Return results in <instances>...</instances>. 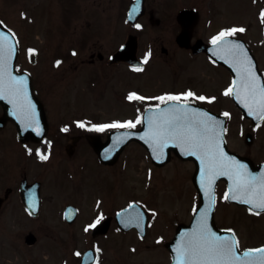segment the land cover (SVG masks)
Wrapping results in <instances>:
<instances>
[{
  "label": "flooded vegetation",
  "instance_id": "flooded-vegetation-1",
  "mask_svg": "<svg viewBox=\"0 0 264 264\" xmlns=\"http://www.w3.org/2000/svg\"><path fill=\"white\" fill-rule=\"evenodd\" d=\"M130 1L123 10V32L118 35L114 27L109 30L110 43L119 46L106 56L100 52L91 53L89 58L79 62L78 69L84 72L99 71V76L94 79L91 75L83 78L84 72L79 76V86L83 81L89 87L91 81L102 89L96 99L92 97L91 108L99 107L98 101L105 89L117 95L125 93L130 72L138 71L125 62H111L112 54L130 36L137 39V58L142 63L139 70L144 69L143 84L152 85L157 78L156 70L162 69L171 78L173 88H177L174 93L191 89L198 95L215 96L216 100L211 102L193 99V104L207 109L219 106L220 98L227 99L223 90L232 81L229 71L223 65L213 63L212 59L216 52L210 38L221 29L237 28L229 39L247 46L264 77V20L260 16L264 0H141L140 16L129 23ZM182 12L185 14L181 15ZM136 24L142 27L137 28ZM241 26L244 31H239ZM182 27H189L191 44L201 40L211 47L209 53H193L190 48L179 46L177 38ZM142 43L148 46L138 56ZM146 54L148 59L145 61ZM186 66L189 76L183 74ZM91 67L94 69H89ZM116 81L119 82L117 85ZM122 97L125 101L121 103L129 105L126 95ZM143 102V111L160 103L150 99ZM46 117L48 132L43 140H21L15 126L2 119L0 108V240L7 247L0 264H174L177 241L185 233L184 229L190 231L195 223L193 208L197 207L198 200L194 197V162L186 161L190 164L186 178L191 186L185 197L179 196L178 191L164 192L160 186H156L154 192L153 188L147 192H134L129 180H124L135 168V165L122 163L128 145L116 157L114 149L102 146L108 133L126 127L92 128L90 132H83V127L76 122L74 127H68L70 122H58L70 118H48V113ZM73 120L85 122L84 118ZM243 120L248 125L247 130L241 131L238 126V132L234 133L230 132L233 128L226 119L225 141L231 152L246 157L252 166H257L264 162V156H260L255 148V130L261 122ZM50 122L60 126L51 129ZM138 146L145 180L152 179L151 173L155 178L160 177L162 168L174 159L185 162L171 150V144L163 150V156L168 151L169 157L165 163L163 158H156L157 154L146 139ZM28 148L33 151L29 152ZM36 148L47 154L48 159H39ZM99 155L107 157L102 160ZM225 191V182L219 181L213 220L212 223L209 221L214 231L221 234L233 229L240 241V251L264 245V239L243 243V232L257 231L255 220L264 217V211L249 212L244 205L224 200ZM227 206H232L238 213L228 216ZM243 215L249 222L243 220ZM97 216H101L100 221L86 231L85 226L92 224ZM159 237L163 239L158 240ZM77 252L80 255H76Z\"/></svg>",
  "mask_w": 264,
  "mask_h": 264
},
{
  "label": "rangeland",
  "instance_id": "rangeland-1",
  "mask_svg": "<svg viewBox=\"0 0 264 264\" xmlns=\"http://www.w3.org/2000/svg\"><path fill=\"white\" fill-rule=\"evenodd\" d=\"M128 1L0 0V19L4 20L6 25L16 33L18 41L19 52L16 67L18 70H26L31 74L34 89L45 105L48 118H70L68 121H58L59 123L70 122L68 127H74L73 123L77 121L73 119L84 118L87 126L83 127L82 131L90 132L91 124L135 120V117L143 110L142 107H145L143 101L146 100H129L127 97L132 91L145 97H156L155 94L174 93L177 90L176 87L173 88V84L171 85V78L167 77L162 69L156 70L157 78L154 83L146 86L143 84L144 69H142L130 72L129 84L124 90L125 93L117 95L114 92L108 93L105 89L98 101L99 107H90L92 97L96 99L102 89L91 84V81L89 87L83 81L79 86V76L84 72L78 69L79 62L89 58L91 53L100 52L106 56L119 46L118 43H110L112 37L109 30L114 27L120 35L125 29L123 10ZM21 13L26 15H21ZM147 46V44H140L138 56ZM29 48H35L37 51L30 54ZM73 49H75V55H73ZM57 60L61 61L59 65L56 64ZM187 67L183 68V74L189 76L191 74L186 72ZM89 75L94 79L99 76V71H86L81 76L86 78ZM104 76L106 80L107 76L105 74ZM201 78L205 77L201 76ZM145 81L148 83V80ZM118 83L116 81L115 85ZM120 89L122 90L121 87ZM145 91L148 92L146 95H144ZM88 92H91V95ZM123 94L130 101L129 105L121 103L125 101ZM228 99L230 103L225 97L220 98V105L212 109L217 113L222 112L223 114L225 111L231 113L226 118L233 128L230 132H238V126L242 129L241 131L247 130L248 125L242 115L232 105L229 96ZM59 123L50 122L51 129H57L60 126ZM137 126L139 123L135 127ZM76 131L82 132L78 129ZM255 132L257 133L255 148L259 150L260 156H264V121ZM234 138L232 134L233 143ZM122 163L128 166L135 165V168L129 171V177L124 178V180H129V186L134 192H147L149 188H153L154 192L155 187L160 186L164 192L178 191L179 196L185 197L190 191V180L186 178L187 168L190 167L189 162H179L174 159L162 168L160 177L155 178V174L151 173L152 179L145 180L143 168H141L143 162L140 147L136 143H130L126 148ZM196 195L194 188V197ZM226 211L228 216L238 213L232 206H227ZM239 217L241 218L240 215ZM243 220L249 222L244 215ZM254 229L257 231L251 234L248 233L250 230L243 232V243H257L264 239V217L255 220ZM6 252L7 247L0 240V261Z\"/></svg>",
  "mask_w": 264,
  "mask_h": 264
},
{
  "label": "snow or ice",
  "instance_id": "snow-or-ice-1",
  "mask_svg": "<svg viewBox=\"0 0 264 264\" xmlns=\"http://www.w3.org/2000/svg\"><path fill=\"white\" fill-rule=\"evenodd\" d=\"M260 16L264 20V10H261ZM0 26L3 29L0 30V96L11 101L16 109L14 115L25 127L32 128L36 125V131L40 132L42 130L39 127L35 105L28 94L26 78L14 74L10 63L18 43L15 39L16 33L2 19ZM136 27L140 28L142 25L136 24ZM236 31V27L223 28L210 38L216 54L231 64L236 72V76L223 91L225 95L232 96L243 104L249 114L258 120H264V82L256 76L251 58L241 42L229 39ZM239 31H244V28L241 26ZM36 51L35 48L28 49L30 54ZM75 54L73 49V55ZM147 59L146 54L144 60ZM60 63V60L56 61L57 65ZM134 67L139 70L142 66ZM127 98L160 101L148 106L147 128L142 134L151 145L153 153L157 154V159L163 158V150L167 145L176 144L181 151H190L200 161L201 188L207 204L199 210L193 228L183 233L177 241L174 264H264V245L253 249L245 248L241 252L240 241L233 229L229 228L226 230L229 234L221 235L214 231L208 222L209 212L215 203L214 184L221 176H226L231 181L224 193V200H243L248 205H254L256 209L264 210V169L259 174L253 173L247 164L226 152L223 134L228 129L224 127V121L202 107H193V99L211 102L216 100V97L198 95L189 89L179 93L165 92L156 97H145L132 91ZM222 115L227 117L231 113L225 111ZM143 122L142 116L138 114L135 120H116L109 124H91L90 127L97 130L109 127L131 129L137 123ZM76 123L81 127L87 126L84 121ZM134 134L125 131L121 135ZM27 150L33 151L31 148ZM35 152L39 159H48V155L40 148H36ZM131 207L132 205H129V208ZM248 211L253 212L254 208L249 207ZM193 212H197L196 207L193 208ZM101 216H97L92 224L86 225L85 230L95 227ZM162 239L163 237L158 238ZM76 255L80 253L77 252Z\"/></svg>",
  "mask_w": 264,
  "mask_h": 264
},
{
  "label": "water",
  "instance_id": "water-1",
  "mask_svg": "<svg viewBox=\"0 0 264 264\" xmlns=\"http://www.w3.org/2000/svg\"><path fill=\"white\" fill-rule=\"evenodd\" d=\"M139 5H140V3H138L137 0H133L132 1L131 7L129 9V15H128L130 20L132 19L131 17H134V18L137 17V15H138L137 12L139 10L138 9ZM0 30H3L2 26H0ZM181 36H183V35H181ZM135 47H136V41L134 40L133 37L129 38V40L126 42L125 46L121 50H119L117 53H115L113 55V61L125 60V61H128L131 64H135L136 63L135 62V57H134ZM193 49H194L195 52H198L200 50H204L205 47L203 45H201V43H196L193 46ZM17 53H18V47H17V44H16L15 52L13 53V55L11 57V61H10L11 65H12V71L16 75L25 76L26 82H27L28 94L30 95V97L32 99V102L35 105V109H36V112H37V115H38V119H39V127H40V129L42 131L37 132L36 131V125H34L32 128L25 127L24 124H22V122L17 119V116L14 115V112L16 111V109H14V106L11 103V101L9 99L4 98L3 96H0V106L2 107V111H3L2 118L4 120H10V121H12L15 124V126L17 128V132H18L19 137L21 139L32 138L34 140H39L45 135V132H46V129H47L46 120H45V114H44V111H43L41 103L38 101L36 96L33 94L30 75L27 72H24V71L23 72L16 71L15 63H16ZM248 56L251 58V61H252L256 76L258 77V79L260 81L263 82L262 77L260 76V74H259V72L257 70L255 61L253 60L252 56L249 53H248ZM218 57L219 58H217L216 61H218V62L222 63L223 65H225L231 71L233 77L236 76V72L233 69V67L231 66V64L227 63L226 60L221 59L220 56H218ZM232 98H233V101L236 104V106L242 111V113H243V115L245 117L251 118L252 121H254V122L260 121L255 116L249 114L248 109L245 108L243 104H241L239 101H237L234 97H232ZM193 107H196V106H193ZM213 115L216 116L218 119L223 120L222 117H220L218 115H215V114H213ZM122 133L123 132L117 133V135H119L120 138L124 142H127V141L132 140V139H138V140L141 139L140 132H137V133L136 132H132V133H135V134L134 135H129V136H123V135H121ZM107 144H108V142L105 143V146ZM123 146H124V143L119 145L118 149H122ZM175 149H176L177 152L182 153L181 157H183V158H192V159L195 160V163H196L194 182H195V185H196V188H197V191H198V195H199V200H200L199 201V207L197 209L196 216H195V220H196L198 215H199V210L203 209L205 207V205L207 204V199H206V197L204 195L203 189L201 188L200 161H199L198 157L196 155H193L190 151L189 152L181 151V148L178 145L175 147ZM224 149L230 155L235 156L238 160H240V161L244 162L245 164H247L245 162V159L230 153L226 149L225 143H224ZM248 169L251 172H253V173L259 174L261 172V170L264 169V164H260L256 168H252V167H250L248 165ZM219 179H224L227 182L228 186L231 183V181H229L228 177H226V176L218 177L216 179L215 183ZM214 186H215V184H214ZM231 201H237V200H231ZM249 206L253 207L254 209H256L254 207V205H249ZM212 210H213V207H212V209L210 210L209 213H212ZM258 210H260V209H258ZM211 220H212V218H211Z\"/></svg>",
  "mask_w": 264,
  "mask_h": 264
}]
</instances>
